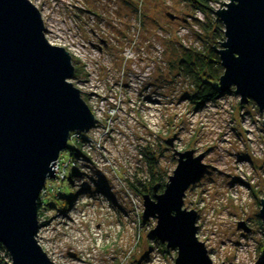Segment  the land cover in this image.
<instances>
[{"label": "rangeland", "instance_id": "rangeland-1", "mask_svg": "<svg viewBox=\"0 0 264 264\" xmlns=\"http://www.w3.org/2000/svg\"><path fill=\"white\" fill-rule=\"evenodd\" d=\"M29 1L44 38L69 54L68 81L94 115L58 154L62 181H44L35 237L48 264H172L175 249L150 232L155 218L141 221L142 195L161 193L175 168L172 148L202 155L181 208L195 212L210 261L264 264V110L233 87L193 102V78L179 63L180 54L220 48L213 10L229 0ZM211 65L219 76L223 67ZM9 262L0 244V264Z\"/></svg>", "mask_w": 264, "mask_h": 264}, {"label": "water", "instance_id": "water-1", "mask_svg": "<svg viewBox=\"0 0 264 264\" xmlns=\"http://www.w3.org/2000/svg\"><path fill=\"white\" fill-rule=\"evenodd\" d=\"M213 11L224 33L220 48L212 45L223 67L219 94L233 87L241 102L251 99L264 110V0H229ZM43 31L39 10L29 0H0V244L7 264L49 263L35 237L39 192L54 177L68 134L82 132L94 117L68 81L69 54ZM261 127L264 131L263 119ZM191 153L172 148L175 168L161 193L142 195L141 221L155 218L150 232L175 249L172 264H213L196 238L195 212L181 208L184 190L205 167L202 155ZM259 206L264 229V197ZM261 249L264 260V243Z\"/></svg>", "mask_w": 264, "mask_h": 264}, {"label": "trees", "instance_id": "trees-1", "mask_svg": "<svg viewBox=\"0 0 264 264\" xmlns=\"http://www.w3.org/2000/svg\"><path fill=\"white\" fill-rule=\"evenodd\" d=\"M197 2L201 5V0H191ZM208 56L198 55V54H180L179 63L182 64L181 69H183L187 74L193 78V91L190 94V100L195 103H200L202 101H211L217 98L220 94L218 92V75L210 73V68L212 63H218V68L221 70V66L217 61L218 55H216L213 48H209ZM62 196L60 198H63ZM56 199L52 196L50 206H56ZM39 199L37 200V211L39 209Z\"/></svg>", "mask_w": 264, "mask_h": 264}, {"label": "built area", "instance_id": "built-area-1", "mask_svg": "<svg viewBox=\"0 0 264 264\" xmlns=\"http://www.w3.org/2000/svg\"><path fill=\"white\" fill-rule=\"evenodd\" d=\"M73 133H74V131H72L71 133H69L68 134V139H67V141L69 140V142H70V145H69V147L68 148H66L67 150H72V148L74 147L73 146V143H72V135H73ZM66 141V142H67ZM66 146H67V143H66ZM59 158L57 157V159H56V163H55V165L53 166V171H54V177L53 178H51L53 181H55L56 183H59V182H61L62 181V179L65 177V174H62V175H59V170H57V163H58V160ZM50 179V180H51ZM47 185L46 184H44V186H43V188L42 189H40V194H39V198L38 199H40L41 198V195H42V192L44 191V189H45V187H46Z\"/></svg>", "mask_w": 264, "mask_h": 264}, {"label": "bare ground", "instance_id": "bare-ground-1", "mask_svg": "<svg viewBox=\"0 0 264 264\" xmlns=\"http://www.w3.org/2000/svg\"><path fill=\"white\" fill-rule=\"evenodd\" d=\"M238 245H240L241 250L244 251V249H243L244 247L243 246H246V243L245 242H239ZM241 258H244V260H248L249 259V253L246 252L245 256H242ZM238 259H240V258H238ZM237 262H239V260Z\"/></svg>", "mask_w": 264, "mask_h": 264}]
</instances>
